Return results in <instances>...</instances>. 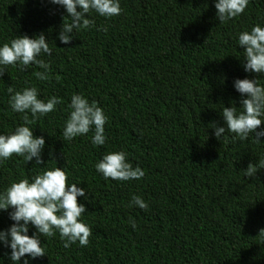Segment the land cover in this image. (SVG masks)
<instances>
[{"label": "trees", "instance_id": "1", "mask_svg": "<svg viewBox=\"0 0 264 264\" xmlns=\"http://www.w3.org/2000/svg\"><path fill=\"white\" fill-rule=\"evenodd\" d=\"M216 2L119 0L120 15L90 12L95 26L74 31L63 44L58 36L70 18L63 6L0 0V47L43 33L51 48V55L38 57L50 64L48 80L34 75L44 71L35 64L4 69L0 135L24 126L25 114L10 107L9 87H35L39 99L62 101L28 125L45 139L44 164L16 155L0 160V194L59 167L69 185L86 190L78 202L86 208L81 221L92 230L87 246L65 248L58 231L41 236L45 256H25L19 264H264V137L241 141L226 131L227 139L218 140L213 128H226L223 108L235 103L239 109L247 98L236 91L237 79L264 86V74L244 70L246 49L238 43L240 33L264 28V0H249L245 12L226 23L217 18ZM74 94L96 102L109 118L104 145L92 143L94 128L64 140ZM120 151L145 172L142 179H105L97 171L105 155ZM249 164L257 166L253 177L244 173ZM133 196L147 210L130 207ZM12 211L0 210V232L15 223ZM28 227L34 236L37 229ZM10 257L11 248L0 241V264H14Z\"/></svg>", "mask_w": 264, "mask_h": 264}, {"label": "clouds", "instance_id": "2", "mask_svg": "<svg viewBox=\"0 0 264 264\" xmlns=\"http://www.w3.org/2000/svg\"><path fill=\"white\" fill-rule=\"evenodd\" d=\"M51 3L63 6L68 17L65 18L58 39L63 44H70L74 39V31L88 29L95 26V21L88 18V14L95 11L102 17H113L122 12L119 0H50ZM249 0H217L215 7L218 10L217 18L221 23H226L243 14L248 7ZM79 9V11H78ZM87 17V18H86ZM66 20H70L66 22ZM106 31V29H105ZM239 46L246 49L244 52V70L249 73L264 74V28L254 26L251 31L239 34ZM42 54L51 55V48L46 37L41 33L37 38L18 36L10 44L6 43L0 47V77L5 74L7 66H21L26 70L29 65L35 64L44 69L37 71L34 75L40 80H48L50 64L38 59ZM234 87L242 97L241 108L235 103L231 108L224 107L222 116L226 123L225 127L213 125L215 136L227 139L226 131L235 134L234 138L243 141L250 135L260 142L264 137V131H257L264 124V86L259 81L252 79H237ZM11 94L10 107L17 113H24V126L18 127L11 135H0V160L10 159L13 155L22 156L28 162L35 159L36 165H43L42 153L45 147L43 137H35L28 125L36 122L40 116H45L54 111L62 101L53 96L45 102L38 98V89L35 87L24 88L15 91L11 86L8 88ZM71 112L67 120L63 137L71 141L75 137L86 135L94 128L92 143L102 146L106 142L105 125L109 118L96 102H89L83 95L74 94L71 97ZM30 112L32 119L27 113ZM254 134V135H253ZM259 167L264 168V160L259 162ZM98 172L105 179L117 181L139 180L145 176L140 167L133 168L127 161V154L123 151L113 152L105 155L96 164ZM257 172V166L249 164L244 171L247 177H253ZM68 174L65 170L56 167L44 171L42 174L32 178V182L25 178L14 182L0 194V210L8 211L10 218L15 223L5 232H0V241L4 246L11 248V260L19 264L22 257L31 256L32 259L45 256L44 247L41 245V236L53 237L58 231L64 247L69 248L72 244L79 242L80 246H87L92 230L81 221L86 213L84 205L78 202V197H86V190L78 188L77 184L69 185ZM141 209L147 210L148 204L139 196L132 197V203ZM31 224L37 229L34 236H29ZM135 228V222H132ZM264 236V229L259 233ZM10 237V241H9ZM24 264H28L24 260Z\"/></svg>", "mask_w": 264, "mask_h": 264}]
</instances>
